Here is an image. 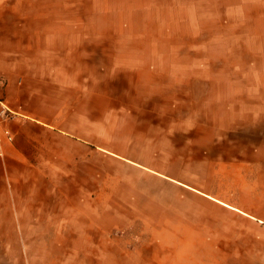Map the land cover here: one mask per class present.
<instances>
[{
	"label": "rangeland",
	"instance_id": "374dc122",
	"mask_svg": "<svg viewBox=\"0 0 264 264\" xmlns=\"http://www.w3.org/2000/svg\"><path fill=\"white\" fill-rule=\"evenodd\" d=\"M6 1L0 0V29L5 31L21 20L19 14L30 15L31 30L42 26L33 20L44 13L46 30L64 15L75 17L78 29L93 22L99 25L93 29L103 30L108 14L119 10L188 21L184 25L191 36L168 39L179 52L172 55L174 84L167 91L175 111L169 119L174 125L173 148L168 149L172 158L161 168L173 178L201 179L226 193L252 186L254 172L263 178L264 0H170L184 5L148 0L162 3L149 6L128 4L137 0H24L16 2L18 12H11ZM99 72L93 71L95 78ZM0 78L5 83L0 98L8 105L3 94L9 81ZM99 105L95 100V112ZM144 105L154 111L163 102L159 95ZM25 119H12L19 132L0 156V220L16 221L6 212L34 203L46 220L40 230L45 243L0 244V258L11 253L12 264H246L235 256L246 247L215 245L218 208L212 200L194 197L172 181H156L150 171L125 165L103 150L95 149L92 160L79 155L70 164L73 155L60 152ZM142 130L128 131L134 139L128 153H143ZM113 143L114 152H123L119 141ZM28 232L0 230L14 239Z\"/></svg>",
	"mask_w": 264,
	"mask_h": 264
},
{
	"label": "crops",
	"instance_id": "0c3cea01",
	"mask_svg": "<svg viewBox=\"0 0 264 264\" xmlns=\"http://www.w3.org/2000/svg\"><path fill=\"white\" fill-rule=\"evenodd\" d=\"M21 1L24 0H7L6 3L11 5V12H18L14 6ZM128 4L162 5L148 0L129 1ZM164 4L184 5L170 0ZM133 12L135 15L123 14L121 10L109 13L103 21V30L93 29L99 26L93 22L78 29V21L71 15H64L55 21L53 29L46 30L45 13L33 20L41 22L42 26L31 30L30 15H17L21 20L14 22L12 29H0V75L9 81L4 98L18 117L36 124L40 136H49L60 152L73 155L75 162L70 164L77 163L79 155L92 160L95 149L103 150L125 165L130 163L141 172L150 171L152 175L146 174L156 181H172L194 197L212 200L218 208L215 245L244 246L245 253L235 254L238 261L264 264V174L261 178L254 172L252 186L232 187L230 193H226L223 192L225 188L210 189L201 179L173 178L161 168L164 160L167 164L172 158L168 149L173 148L174 125L169 119L175 111L173 97L168 96L167 91H172L174 84L172 55L179 52L168 45V39L189 37L191 30L184 25L188 22L185 20L143 15L140 9ZM200 35V32L193 34ZM93 71L103 72L95 78ZM159 95L163 102L160 110L145 108L144 104L151 99L158 101ZM95 100L101 104L100 112H95ZM146 117L155 118V121L134 120ZM157 118L165 121L159 122ZM9 127L16 138L19 127L12 121ZM135 128L143 129L140 132L144 142L141 155L127 152L134 142L132 135L127 133ZM115 140L119 141L118 148L123 152L113 151L117 148ZM14 207L16 210L6 213L14 215L16 221L13 217L12 222L0 220V230L29 232L15 239L12 233L0 234V244H44V234L40 236V230L45 229L46 220L41 217L40 208L30 202L22 209ZM3 261L12 264V254L8 253L5 260L0 258V262Z\"/></svg>",
	"mask_w": 264,
	"mask_h": 264
},
{
	"label": "built area",
	"instance_id": "2783aa9c",
	"mask_svg": "<svg viewBox=\"0 0 264 264\" xmlns=\"http://www.w3.org/2000/svg\"><path fill=\"white\" fill-rule=\"evenodd\" d=\"M5 86L4 81L0 78V90ZM18 114L10 109L0 98V156L5 153V147L12 145L15 140V134L9 127V123L13 118L17 117Z\"/></svg>",
	"mask_w": 264,
	"mask_h": 264
}]
</instances>
